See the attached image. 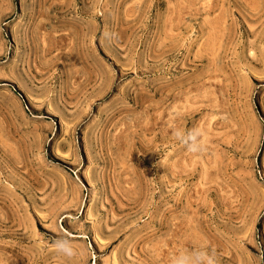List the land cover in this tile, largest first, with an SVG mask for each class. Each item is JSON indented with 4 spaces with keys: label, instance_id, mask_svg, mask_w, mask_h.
I'll list each match as a JSON object with an SVG mask.
<instances>
[{
    "label": "rangeland",
    "instance_id": "obj_1",
    "mask_svg": "<svg viewBox=\"0 0 264 264\" xmlns=\"http://www.w3.org/2000/svg\"><path fill=\"white\" fill-rule=\"evenodd\" d=\"M201 247L264 264V0H0V264Z\"/></svg>",
    "mask_w": 264,
    "mask_h": 264
},
{
    "label": "clouds",
    "instance_id": "obj_2",
    "mask_svg": "<svg viewBox=\"0 0 264 264\" xmlns=\"http://www.w3.org/2000/svg\"><path fill=\"white\" fill-rule=\"evenodd\" d=\"M202 133L198 128L184 131L183 129H176L173 136L183 144L190 153H197L203 151V144L201 142ZM52 247L55 251L65 258L72 259L77 255L76 249L71 241L64 239H56L53 241ZM171 264H217L214 254L209 255L201 247L199 250L189 252L183 250L172 258Z\"/></svg>",
    "mask_w": 264,
    "mask_h": 264
}]
</instances>
